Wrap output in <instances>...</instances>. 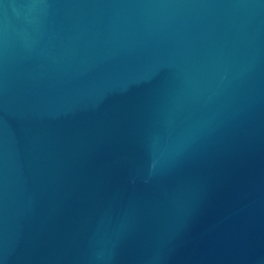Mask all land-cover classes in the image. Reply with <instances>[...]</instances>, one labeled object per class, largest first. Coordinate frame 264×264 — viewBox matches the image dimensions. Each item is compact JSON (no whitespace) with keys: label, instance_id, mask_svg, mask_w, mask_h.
Listing matches in <instances>:
<instances>
[{"label":"water","instance_id":"water-1","mask_svg":"<svg viewBox=\"0 0 264 264\" xmlns=\"http://www.w3.org/2000/svg\"><path fill=\"white\" fill-rule=\"evenodd\" d=\"M0 264H264V0H0Z\"/></svg>","mask_w":264,"mask_h":264}]
</instances>
